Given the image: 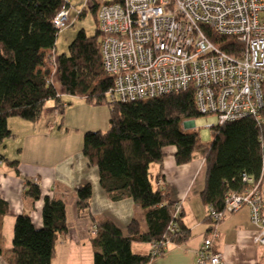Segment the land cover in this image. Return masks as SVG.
<instances>
[{
    "label": "trees",
    "instance_id": "obj_1",
    "mask_svg": "<svg viewBox=\"0 0 264 264\" xmlns=\"http://www.w3.org/2000/svg\"><path fill=\"white\" fill-rule=\"evenodd\" d=\"M62 4V0H0V168L6 164L17 172L19 169V161L8 160L1 148L14 136L8 126L10 119L36 122L48 101H54L64 113L65 101L58 94L54 76L66 95L92 106H109L108 130L86 132L82 152L89 166L98 169L100 185L111 201L129 198L143 209L146 229L137 219L125 230L110 220L94 222L95 234H90L93 264H149L156 257L134 252L133 243L156 242L166 251L163 244L167 239L179 245L190 238L183 213L176 219L178 232H171L177 202L170 200L165 184L159 185L161 178L152 174L151 165L162 167L165 150L171 146L177 150L178 165L201 156L206 162L202 203L223 210L226 195L241 188L244 176L258 178L261 173L264 122L259 125L245 118L217 125L213 140L204 143L198 133L182 129L184 121L201 116L193 90L135 102L109 100L114 79L104 71L98 25L93 36L81 30L67 53H56L60 32L53 19ZM91 10L97 17L95 5ZM207 33L222 49L233 53L231 38L209 29ZM67 103L71 105V101ZM24 188L33 201L42 198L36 181L25 179ZM76 196L78 212L88 210L92 185L80 186ZM8 213L7 204L0 201V255L6 262L53 264L58 239L68 234L67 202L44 197L41 229L35 228L29 215L16 216L12 245L5 250L1 239L3 218ZM206 221L211 225L207 215Z\"/></svg>",
    "mask_w": 264,
    "mask_h": 264
},
{
    "label": "built area",
    "instance_id": "obj_2",
    "mask_svg": "<svg viewBox=\"0 0 264 264\" xmlns=\"http://www.w3.org/2000/svg\"><path fill=\"white\" fill-rule=\"evenodd\" d=\"M62 3L53 19L59 32L72 10L71 0ZM95 6L104 71L114 79L109 100L135 102L193 90L199 114L218 119L212 131L245 118L263 124L264 0H95ZM207 29L231 38L233 53L216 44ZM54 114L59 116L60 108ZM184 125L196 129L193 120ZM244 208L250 210L254 243L264 246V156L259 177L244 176L241 188L226 195L223 210L207 207L212 223L196 264H222L223 255L214 249L218 226ZM182 213L177 202L171 232H178ZM151 245L153 256L165 252L156 242ZM169 245L167 239L163 250Z\"/></svg>",
    "mask_w": 264,
    "mask_h": 264
},
{
    "label": "crops",
    "instance_id": "obj_3",
    "mask_svg": "<svg viewBox=\"0 0 264 264\" xmlns=\"http://www.w3.org/2000/svg\"><path fill=\"white\" fill-rule=\"evenodd\" d=\"M57 90L63 101H71L63 114L56 116V103L48 101L38 121L12 118L8 122L15 143L9 144L11 138L5 140L2 153L10 161H19V174L6 164L0 168V201L7 204L9 210L3 218L1 244L5 250L11 248L8 242L13 238L18 215H29L35 228L41 229L44 197L53 196L67 202L68 220V234L58 239L53 264H93L90 234L94 222L110 220L125 230L132 220L137 219L146 229L144 211L129 198L111 201L100 185L98 169L90 167L83 155L84 134L109 128L110 112L102 113L101 106H92L82 98L66 95L61 87ZM72 99L78 100L77 106H73ZM88 114L90 120L85 118ZM176 152L175 147L166 148L163 166L153 164L150 171L153 175L159 174L168 188L170 200L181 202L182 220L190 231V238L182 244L169 245L149 264H196V252L209 231L207 207L201 200L206 179L205 159L197 156L190 163L178 165ZM25 179L39 184L42 190L40 200L33 201L26 194ZM88 183L92 185L90 208L78 212L76 190ZM218 230L214 249L223 255L222 264H264V246L252 239L255 228L249 208L227 217ZM133 244L138 245L140 254L149 255L152 249L151 243ZM0 264H8L2 255Z\"/></svg>",
    "mask_w": 264,
    "mask_h": 264
},
{
    "label": "rangeland",
    "instance_id": "obj_4",
    "mask_svg": "<svg viewBox=\"0 0 264 264\" xmlns=\"http://www.w3.org/2000/svg\"><path fill=\"white\" fill-rule=\"evenodd\" d=\"M72 10L70 13V23L68 24L67 28L60 31L57 42H56V53L57 55H61L63 53H67L70 44L74 41L77 37L79 31L84 30L86 35L93 36L95 34L97 28V17L91 10V8L95 5V0H71ZM53 81L56 83L57 87L59 84L54 76ZM73 106H77L78 100L72 99ZM47 104V103H46ZM100 112H110L109 106H101ZM96 113L98 111H95ZM102 112V113H103ZM99 114V113H98ZM89 114L85 117L86 120ZM93 116V113H92ZM194 121L196 129L193 128H186L184 122L182 124V129L185 132L190 133H198L200 139L204 143H208L213 140V131L210 128L211 125H216L218 123V119L215 115H208V116H199L197 118L191 119ZM109 127V126H108ZM98 129V128H97ZM108 128H103L102 131H106ZM100 131V130H99ZM76 134V133H74ZM10 139V138H9ZM9 144L15 143V138L11 137V140L8 141ZM11 142V143H10ZM12 146V145H10ZM4 145L1 147L4 150ZM12 149V148H11ZM16 151V150H15ZM153 165V164H152ZM181 203V202H179ZM14 233L12 234L13 237ZM13 238H9V244L12 245ZM134 252L139 251L138 245L133 244L132 247ZM151 252V251H150ZM138 253V252H137ZM92 263H94V252L92 256Z\"/></svg>",
    "mask_w": 264,
    "mask_h": 264
}]
</instances>
